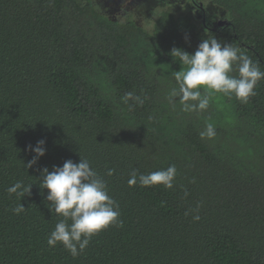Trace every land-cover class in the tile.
I'll return each mask as SVG.
<instances>
[{
  "label": "trees",
  "instance_id": "1",
  "mask_svg": "<svg viewBox=\"0 0 264 264\" xmlns=\"http://www.w3.org/2000/svg\"><path fill=\"white\" fill-rule=\"evenodd\" d=\"M210 2L209 21L228 24L164 7L147 28L92 0H0V264H264V80L248 103L216 94L201 114L167 100L186 67L173 49L194 54L207 35L264 71V0ZM126 92L143 106L125 104ZM206 123L213 140L200 139ZM40 140L46 154L28 168ZM80 156L107 181L123 227L73 258L47 243L59 217L40 180ZM173 164L171 190L128 185L134 169ZM17 181L31 194L10 195Z\"/></svg>",
  "mask_w": 264,
  "mask_h": 264
},
{
  "label": "clouds",
  "instance_id": "2",
  "mask_svg": "<svg viewBox=\"0 0 264 264\" xmlns=\"http://www.w3.org/2000/svg\"><path fill=\"white\" fill-rule=\"evenodd\" d=\"M171 55L186 67L172 73L176 85L171 87L167 100L173 109L179 104L183 113L201 114L208 111L216 94L229 99L235 96L240 103L246 104L256 94L258 83L264 80V71L257 62L239 47L221 43L212 35H207L201 41L194 54L173 49ZM144 99L134 92H126L122 97V101L130 108L132 105L142 107ZM199 136L201 140H213L216 137L215 126L206 123ZM45 144L44 140H40L35 147L30 146L34 156L28 162V168L46 154ZM114 171L109 169L106 175L111 177ZM176 176L174 164L148 174H141L134 169L128 185L133 187L139 183L142 187L163 186L164 189L171 190ZM31 187L32 185L17 181L7 191L20 198L30 195ZM40 187L48 192L46 199L49 211L59 217L48 237L50 247L60 244L76 258L85 251L93 236L109 227H123L119 205L109 195L107 181L91 167L86 158L80 156L79 163L67 160L62 167H54L51 172L44 168ZM24 211L26 210L21 203L13 209L15 214ZM193 219L198 221L200 217L196 215Z\"/></svg>",
  "mask_w": 264,
  "mask_h": 264
},
{
  "label": "rangeland",
  "instance_id": "3",
  "mask_svg": "<svg viewBox=\"0 0 264 264\" xmlns=\"http://www.w3.org/2000/svg\"><path fill=\"white\" fill-rule=\"evenodd\" d=\"M87 0H79V2L83 3ZM94 2L95 7H97L98 11L102 14L110 15L113 19H121L125 20V18H132L137 22V24L142 27L150 28L154 23L155 14L158 13L164 7H167V4L155 3L153 0H92ZM157 2V1H156ZM178 4L181 2L178 0L177 2H173L170 7L167 9L178 8ZM208 10L210 13H214L215 8L213 4H209ZM185 9V8H184ZM182 9L181 11H186ZM219 22V21H217ZM154 27V25H153ZM153 29V28H152Z\"/></svg>",
  "mask_w": 264,
  "mask_h": 264
},
{
  "label": "flooded vegetation",
  "instance_id": "4",
  "mask_svg": "<svg viewBox=\"0 0 264 264\" xmlns=\"http://www.w3.org/2000/svg\"><path fill=\"white\" fill-rule=\"evenodd\" d=\"M153 1L155 3H160V4L165 3V4H167V7H170L171 4H173V2H177L178 0H153ZM180 2H181V4L180 5L178 4V6H177L178 8H176L177 10L181 11L182 9L185 8L186 11H184V12L191 14V16L197 22H200V23H203V20L205 18L207 23H208V27L214 28V25H218L219 22L209 21L210 10H208V7H210L209 6V4L211 3L210 0H180Z\"/></svg>",
  "mask_w": 264,
  "mask_h": 264
},
{
  "label": "water",
  "instance_id": "5",
  "mask_svg": "<svg viewBox=\"0 0 264 264\" xmlns=\"http://www.w3.org/2000/svg\"><path fill=\"white\" fill-rule=\"evenodd\" d=\"M203 23L206 24V19H205V18H204V20H203ZM225 24H228V22L224 21V22H219V23H218V25H219L220 27L225 26Z\"/></svg>",
  "mask_w": 264,
  "mask_h": 264
}]
</instances>
